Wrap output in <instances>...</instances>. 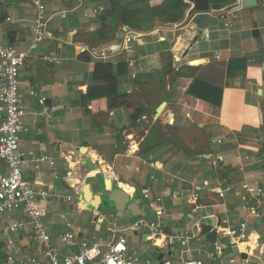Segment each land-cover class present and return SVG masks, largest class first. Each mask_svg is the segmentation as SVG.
Instances as JSON below:
<instances>
[{"label": "crops", "instance_id": "1", "mask_svg": "<svg viewBox=\"0 0 264 264\" xmlns=\"http://www.w3.org/2000/svg\"><path fill=\"white\" fill-rule=\"evenodd\" d=\"M35 1L0 0L1 44L33 51ZM257 1L244 8L242 0H210L208 27L200 30L198 11L176 24L158 18L135 25L118 15L114 0H42L47 36L33 52L58 62L20 67L27 114L21 143L52 164L26 165L23 174L48 194L45 227L62 258L78 247L61 234L101 246L111 242V229L126 237L138 264H244L247 256L222 233L240 235L245 223L240 241L255 254L248 264H258L264 197L249 198L255 216L240 197L220 193L245 182L264 190V0ZM194 89L220 92V105ZM43 98L51 119L42 114ZM203 183L207 191L193 203L189 193ZM120 191L130 216L107 202ZM24 218L20 209L6 223ZM140 220L159 222L171 246L149 242L147 229L130 231ZM204 225L217 233L214 248L211 235L203 241ZM12 237L21 253L0 240V264H50L30 226Z\"/></svg>", "mask_w": 264, "mask_h": 264}, {"label": "built area", "instance_id": "2", "mask_svg": "<svg viewBox=\"0 0 264 264\" xmlns=\"http://www.w3.org/2000/svg\"><path fill=\"white\" fill-rule=\"evenodd\" d=\"M35 24L31 28L34 33V39L31 44L33 51L37 50L39 45L47 36L46 5L42 0L35 1ZM232 27V23L229 24ZM131 38H128L130 41ZM33 51H19L12 45H3L0 43V240L5 242L6 250L11 253H21V248L16 245L12 235L18 234L26 226H30L33 238L39 244L42 252L47 257L50 264H138L139 260L133 258L129 254L127 239L123 235L111 229L109 232L113 234L112 240L105 245H90L88 242L78 243L72 232L68 231L60 235L62 242L68 244L71 248L78 247V252L62 258L60 252L51 243L50 237L45 227V213L41 204L44 203L48 194L36 191L32 185L25 180L23 168L26 165H33L38 169L44 163L52 164L49 157L35 156L22 151L21 132L23 131L24 118L26 110L24 108V99L19 93V72L20 67L28 60L41 59L47 63L58 62V57L54 54L39 58ZM214 58H219L220 54L214 52ZM42 106V114L46 118L51 119L53 108L47 105V99L40 101ZM207 184L196 185L190 191V199L193 203H198L202 193L207 191ZM233 193L240 197L245 205L243 210L252 211L253 215H257L254 209H249L248 202L250 197H264V190L243 183L238 186L226 187L220 193ZM158 199L156 203L160 202ZM156 203L151 204V208L155 210ZM22 209L25 218L21 221L6 223L12 215ZM226 222V221H224ZM67 228L73 229L71 223L67 224ZM246 224L241 225V234L236 231H226L222 236L228 237L232 247L246 255L244 264L249 263L250 257H255L254 252H249L242 235L245 231ZM137 229H147L149 242H153L158 248L170 247L173 238H165L161 235L160 223L155 220H140L129 230L134 232ZM157 242H160L158 244ZM246 245V246H245ZM103 246L104 250H101ZM264 245L259 248L256 255L258 264H264ZM35 263L34 260H29ZM234 263L235 261H231ZM149 264V263H147ZM185 264H201L195 260L187 261Z\"/></svg>", "mask_w": 264, "mask_h": 264}, {"label": "rangeland", "instance_id": "3", "mask_svg": "<svg viewBox=\"0 0 264 264\" xmlns=\"http://www.w3.org/2000/svg\"><path fill=\"white\" fill-rule=\"evenodd\" d=\"M114 9L122 19L140 25L162 19L165 23H179L190 19L196 9V0H114Z\"/></svg>", "mask_w": 264, "mask_h": 264}, {"label": "water", "instance_id": "4", "mask_svg": "<svg viewBox=\"0 0 264 264\" xmlns=\"http://www.w3.org/2000/svg\"><path fill=\"white\" fill-rule=\"evenodd\" d=\"M241 4H242V7L244 8L255 7L258 4V1L257 0H242ZM196 9L198 12L204 14L202 22L199 25V29L206 30L208 27L207 13L210 10V0H196ZM107 202L114 204V206L118 209L119 212L124 213V215L126 214V216L128 215L130 216V214L128 213L130 211H126V206L129 203V198L124 192L120 191L117 193H112L111 195L109 194L107 198ZM201 234H202V238L204 239L203 241L206 240V237L208 235L212 236L211 243L214 248L218 240V236H217V233L213 230V227L209 225L202 226Z\"/></svg>", "mask_w": 264, "mask_h": 264}, {"label": "trees", "instance_id": "5", "mask_svg": "<svg viewBox=\"0 0 264 264\" xmlns=\"http://www.w3.org/2000/svg\"><path fill=\"white\" fill-rule=\"evenodd\" d=\"M214 93V94H213ZM198 98L210 102L216 106H219L221 103V93L218 91H211L210 93H202L199 89H194V93Z\"/></svg>", "mask_w": 264, "mask_h": 264}, {"label": "bare ground", "instance_id": "6", "mask_svg": "<svg viewBox=\"0 0 264 264\" xmlns=\"http://www.w3.org/2000/svg\"><path fill=\"white\" fill-rule=\"evenodd\" d=\"M84 184V183H83ZM85 185V184H84ZM87 187V186H86Z\"/></svg>", "mask_w": 264, "mask_h": 264}]
</instances>
